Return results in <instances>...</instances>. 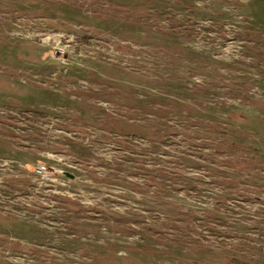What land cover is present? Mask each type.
<instances>
[{"label": "rangeland", "instance_id": "obj_1", "mask_svg": "<svg viewBox=\"0 0 264 264\" xmlns=\"http://www.w3.org/2000/svg\"><path fill=\"white\" fill-rule=\"evenodd\" d=\"M0 264H264V0H0Z\"/></svg>", "mask_w": 264, "mask_h": 264}, {"label": "built area", "instance_id": "obj_2", "mask_svg": "<svg viewBox=\"0 0 264 264\" xmlns=\"http://www.w3.org/2000/svg\"><path fill=\"white\" fill-rule=\"evenodd\" d=\"M45 171H46V167H45V166H40V167L37 168V172H38L39 174H41V175H42Z\"/></svg>", "mask_w": 264, "mask_h": 264}]
</instances>
